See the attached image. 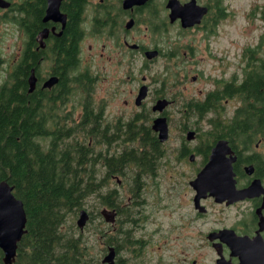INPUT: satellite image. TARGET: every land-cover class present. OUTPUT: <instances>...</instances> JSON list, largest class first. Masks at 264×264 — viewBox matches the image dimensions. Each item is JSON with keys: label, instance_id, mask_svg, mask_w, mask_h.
<instances>
[{"label": "flooded vegetation", "instance_id": "af4514ba", "mask_svg": "<svg viewBox=\"0 0 264 264\" xmlns=\"http://www.w3.org/2000/svg\"><path fill=\"white\" fill-rule=\"evenodd\" d=\"M226 1L0 0V24L16 40L0 71L8 76L29 50L35 83L27 93L42 126L35 141L43 153L93 150L111 199L100 205L115 220L100 210L98 252L82 264H108L110 248L112 264H240L249 255L239 254V237L264 241L263 41L222 49ZM173 5H186L192 23L172 17ZM253 5L250 17L260 16L264 4ZM159 100L165 105L154 110ZM158 117L168 124L164 142L152 127ZM218 141L236 189L258 187L232 201L195 200L190 182Z\"/></svg>", "mask_w": 264, "mask_h": 264}, {"label": "trees", "instance_id": "16d2710c", "mask_svg": "<svg viewBox=\"0 0 264 264\" xmlns=\"http://www.w3.org/2000/svg\"><path fill=\"white\" fill-rule=\"evenodd\" d=\"M260 12L264 20V6ZM19 63L0 86V181L13 187L26 213L25 233L13 264H82L93 258L92 245L82 230L75 235L64 228L66 217L69 213L76 218L86 204L110 207L111 199L101 192L105 184L97 179L93 150L69 149L63 154L51 148L43 153L35 141L41 134V122L35 120L31 94L27 93L29 50L23 52ZM92 220L90 211L89 222ZM3 256L0 249V264H4ZM64 258L75 259L68 263Z\"/></svg>", "mask_w": 264, "mask_h": 264}, {"label": "water", "instance_id": "95a60500", "mask_svg": "<svg viewBox=\"0 0 264 264\" xmlns=\"http://www.w3.org/2000/svg\"><path fill=\"white\" fill-rule=\"evenodd\" d=\"M1 5V4H0ZM3 5V4H2ZM57 6V5H56ZM172 6V17L178 15L184 25L190 24V12L185 7ZM174 8L177 10L175 11ZM55 79L48 80V85L53 84ZM35 77L33 70L28 77V92H32L34 88ZM165 105V100H159L154 106V110H161ZM153 129L158 133L160 142H164L168 138V124L164 117H158L153 121ZM193 133L187 134V139H191ZM227 146L224 141H218L216 146L212 148L209 161L197 173L195 179L190 185L196 190L195 200L209 193L216 200L222 201L228 199L230 201L249 195L256 190L257 183L254 181L251 186L237 190L232 171L231 161L225 157ZM258 182V181H257ZM255 185V188H253ZM254 189V190H253ZM250 192V193H249ZM249 193V194H248ZM101 214L107 223H113L115 220L114 211L103 209ZM89 220V213L81 208L77 214L76 226L79 230H83ZM26 213L23 203L13 194V187L5 180L0 181V249L2 250L3 263L13 264L18 242L25 233ZM241 239V241H239ZM236 244L240 248L239 254L248 256L249 258H240V264H264V241L257 235L254 239L239 237ZM236 245V247H238ZM253 256V258H252ZM114 257L113 249L110 248L105 255V262L112 264ZM258 257V258H257Z\"/></svg>", "mask_w": 264, "mask_h": 264}, {"label": "rangeland", "instance_id": "374dc122", "mask_svg": "<svg viewBox=\"0 0 264 264\" xmlns=\"http://www.w3.org/2000/svg\"><path fill=\"white\" fill-rule=\"evenodd\" d=\"M263 1L264 0H230L225 2L230 12L227 26H225V30L223 31V36L221 34V37L218 41L220 42L223 50H228L230 53H232L237 51V47L241 46L242 43L247 45L258 42L259 37L264 33V20L261 19V15L259 16L258 14L257 16V13L253 17H250V12L252 10L251 5L258 4L260 6L264 4ZM15 42L16 40L14 38L13 32L8 30L6 25L0 24V59H3V61H1V63H3V67H6V64H9L16 56ZM261 47L264 50V42L261 44ZM7 77L8 76L6 73L0 71V83L5 81ZM183 169H185L183 174L191 175V168L183 166ZM129 187L130 183H125L123 189L126 190ZM185 192L186 188L184 187V184H180L179 194L184 197ZM103 207L104 206L100 205L98 202L93 207L90 204L83 205V208L88 213L90 211L93 212L92 222H89L88 220L81 231L83 232L84 237H88V244L92 245L91 255L93 258H96V254L98 252V240L95 232L97 231L98 225L102 227L101 222L103 218L99 215V212L103 209ZM182 207L187 208L186 203H184ZM168 211L173 212L171 209H168ZM176 214L174 213L175 216ZM76 220L77 217L75 218L73 215L68 213L64 228H66L67 231L78 235L80 230L78 231ZM175 220L176 217H173L171 220L166 218V222H175ZM168 235L169 234H167V236Z\"/></svg>", "mask_w": 264, "mask_h": 264}]
</instances>
